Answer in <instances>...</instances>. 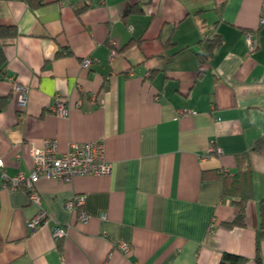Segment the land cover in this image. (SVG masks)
<instances>
[{
	"label": "crops",
	"instance_id": "crops-1",
	"mask_svg": "<svg viewBox=\"0 0 264 264\" xmlns=\"http://www.w3.org/2000/svg\"><path fill=\"white\" fill-rule=\"evenodd\" d=\"M0 0V158L27 174L30 146L102 140L108 176L40 178V205L0 187V264H218L255 260L264 200V0ZM15 32L11 35V30ZM253 32V47L244 36ZM217 36L211 58L198 52ZM114 53L112 59L110 54ZM97 61L88 70L83 57ZM25 85L17 103L11 80ZM68 102L66 116L52 111ZM248 161L245 225L222 175ZM2 183L0 177V184ZM83 195L87 223L66 202ZM44 209L51 225L27 223ZM130 249L123 253L119 243Z\"/></svg>",
	"mask_w": 264,
	"mask_h": 264
},
{
	"label": "built area",
	"instance_id": "built-area-1",
	"mask_svg": "<svg viewBox=\"0 0 264 264\" xmlns=\"http://www.w3.org/2000/svg\"><path fill=\"white\" fill-rule=\"evenodd\" d=\"M261 23H264L262 17ZM244 36L250 48L253 47V32L245 31ZM114 56L112 52L110 59ZM97 61L93 56L83 57L80 67L88 70ZM13 91L16 94L17 103L23 107L27 101V88L25 85L10 79ZM52 111L58 116H66L68 112V102L64 99H56ZM31 168L27 174L19 172L15 176L9 177L3 170L4 162L0 158V177L2 183L0 187L14 190L22 188L28 193L31 203L40 205V195L35 189V184L40 178L53 179L60 183H68L75 176H108L111 174L112 165L106 160L104 144L102 140H92L80 143H71L67 150L60 153L54 139H45L40 145L30 146ZM85 197L76 195L66 202V207L75 214V218L80 223H87L88 215L82 210ZM51 225V233L54 238L62 237L66 234L65 229L54 223L47 212L39 208L36 214L27 223L28 228L34 229L37 226ZM118 249L127 253L130 245L119 243Z\"/></svg>",
	"mask_w": 264,
	"mask_h": 264
},
{
	"label": "trees",
	"instance_id": "trees-1",
	"mask_svg": "<svg viewBox=\"0 0 264 264\" xmlns=\"http://www.w3.org/2000/svg\"><path fill=\"white\" fill-rule=\"evenodd\" d=\"M29 1V0H27ZM37 4H42L41 0H38ZM3 29H8L5 27H0V36L1 31ZM11 30V29H10ZM11 35H14L15 32L11 30ZM221 44V40L214 36L212 39H208L206 43L202 46L199 50L198 54L200 57V61L205 62L209 60L214 54V51L218 48ZM5 59L2 57L0 53V80L6 77V64ZM264 143V141L260 140L255 145L256 149H259ZM238 171L237 173L233 174L232 176L229 175H222L223 180V190H222V197L229 198L232 204L237 208V213L235 217L228 222H224L223 224L229 228L238 226L242 227L245 225V206L247 201L253 197V186L251 181V168L249 166L248 161L241 162L238 164ZM259 216L260 222L259 227L256 231L255 237V260L257 262L260 261V253H259V246L260 242L264 240V200H261L259 203ZM246 261V259L240 255L224 252L220 258L218 264H242Z\"/></svg>",
	"mask_w": 264,
	"mask_h": 264
}]
</instances>
